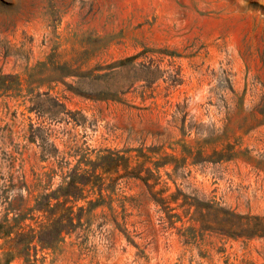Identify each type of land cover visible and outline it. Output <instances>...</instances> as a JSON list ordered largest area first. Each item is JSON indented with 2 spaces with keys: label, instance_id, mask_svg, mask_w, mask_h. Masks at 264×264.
I'll use <instances>...</instances> for the list:
<instances>
[{
  "label": "rangeland",
  "instance_id": "374dc122",
  "mask_svg": "<svg viewBox=\"0 0 264 264\" xmlns=\"http://www.w3.org/2000/svg\"><path fill=\"white\" fill-rule=\"evenodd\" d=\"M0 264H264V0H0Z\"/></svg>",
  "mask_w": 264,
  "mask_h": 264
},
{
  "label": "trees",
  "instance_id": "16d2710c",
  "mask_svg": "<svg viewBox=\"0 0 264 264\" xmlns=\"http://www.w3.org/2000/svg\"><path fill=\"white\" fill-rule=\"evenodd\" d=\"M69 189L65 191V194H69L70 192H72V190H77L79 189L77 186V181L73 179H71V181L69 182Z\"/></svg>",
  "mask_w": 264,
  "mask_h": 264
}]
</instances>
